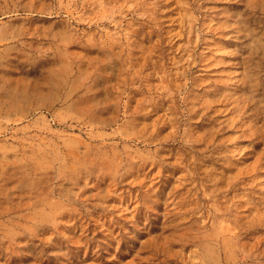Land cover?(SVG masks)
<instances>
[{"label": "rangeland", "instance_id": "obj_1", "mask_svg": "<svg viewBox=\"0 0 264 264\" xmlns=\"http://www.w3.org/2000/svg\"><path fill=\"white\" fill-rule=\"evenodd\" d=\"M0 264H264V0H0Z\"/></svg>", "mask_w": 264, "mask_h": 264}, {"label": "bare ground", "instance_id": "obj_2", "mask_svg": "<svg viewBox=\"0 0 264 264\" xmlns=\"http://www.w3.org/2000/svg\"><path fill=\"white\" fill-rule=\"evenodd\" d=\"M175 141V140H174ZM168 142V141H167ZM170 142V141H169Z\"/></svg>", "mask_w": 264, "mask_h": 264}]
</instances>
